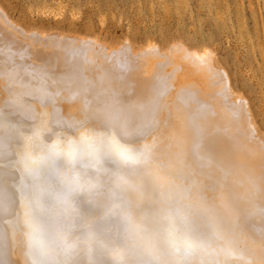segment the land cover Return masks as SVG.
Wrapping results in <instances>:
<instances>
[{
	"label": "bare ground",
	"instance_id": "obj_1",
	"mask_svg": "<svg viewBox=\"0 0 264 264\" xmlns=\"http://www.w3.org/2000/svg\"><path fill=\"white\" fill-rule=\"evenodd\" d=\"M215 55L0 4V264H225L235 235L264 264V140Z\"/></svg>",
	"mask_w": 264,
	"mask_h": 264
},
{
	"label": "rangeland",
	"instance_id": "obj_2",
	"mask_svg": "<svg viewBox=\"0 0 264 264\" xmlns=\"http://www.w3.org/2000/svg\"><path fill=\"white\" fill-rule=\"evenodd\" d=\"M0 4L22 26L50 34L97 37L114 46L127 39L137 47L177 42L215 52L234 89L250 103L264 140V0H0ZM236 236L233 246L239 257L225 255V264H259L261 252Z\"/></svg>",
	"mask_w": 264,
	"mask_h": 264
},
{
	"label": "snow or ice",
	"instance_id": "obj_3",
	"mask_svg": "<svg viewBox=\"0 0 264 264\" xmlns=\"http://www.w3.org/2000/svg\"><path fill=\"white\" fill-rule=\"evenodd\" d=\"M42 264H43V262H42ZM47 264H64V262L51 261V262H47ZM140 264H154V262H152V261H140Z\"/></svg>",
	"mask_w": 264,
	"mask_h": 264
}]
</instances>
